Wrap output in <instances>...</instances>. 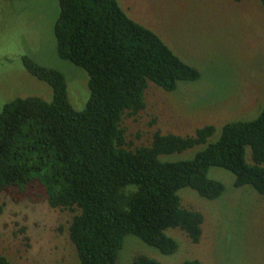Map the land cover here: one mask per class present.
Here are the masks:
<instances>
[{"label":"trees","instance_id":"obj_1","mask_svg":"<svg viewBox=\"0 0 264 264\" xmlns=\"http://www.w3.org/2000/svg\"><path fill=\"white\" fill-rule=\"evenodd\" d=\"M54 29L58 55L87 72L90 98L77 111L61 71L22 57L25 70L51 86L53 99L18 97L0 113V214L4 195L76 212L69 236L79 264H120L128 234L165 255L179 247L166 234L170 228L200 242L205 216L184 207L179 192L190 187L209 200L221 197L224 184L208 176L213 166L232 172L236 187L264 194V109L254 120L226 123L221 137L193 158L162 161L206 144L216 127L185 136L157 129L149 144L134 146L123 118L146 110L150 82L170 92L180 81L199 80L200 71L118 0H59ZM0 264L12 263L0 254ZM133 264L161 263L138 255Z\"/></svg>","mask_w":264,"mask_h":264},{"label":"rangeland","instance_id":"obj_2","mask_svg":"<svg viewBox=\"0 0 264 264\" xmlns=\"http://www.w3.org/2000/svg\"><path fill=\"white\" fill-rule=\"evenodd\" d=\"M135 21L157 33L201 78L180 81L174 91L150 82L147 108L126 114L123 127L134 146L149 144L153 133L195 135L205 125L216 133L204 145L183 153L162 155V161L191 159L217 141L226 123L251 121L264 109V8L259 0H118ZM59 0L0 2V113L21 97L52 101L53 90L30 75L22 57L61 71L71 105L86 108L90 98L87 72L57 52L55 24ZM246 159L252 161L251 148ZM208 176L225 186L221 197L209 200L190 187L179 192L182 205L205 216L198 244L181 229L166 234L178 243L171 255L128 234L119 252L120 264L145 255L161 264L200 260L207 264H264V194L252 186L236 187L235 175L211 167ZM0 214V254L12 264H79L69 226L76 212L49 203L15 202L3 196ZM192 207V208H190Z\"/></svg>","mask_w":264,"mask_h":264}]
</instances>
